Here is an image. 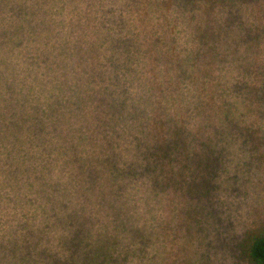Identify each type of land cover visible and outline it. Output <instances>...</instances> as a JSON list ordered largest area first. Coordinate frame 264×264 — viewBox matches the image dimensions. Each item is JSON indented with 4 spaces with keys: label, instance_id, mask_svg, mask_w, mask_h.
I'll return each instance as SVG.
<instances>
[{
    "label": "trees",
    "instance_id": "trees-1",
    "mask_svg": "<svg viewBox=\"0 0 264 264\" xmlns=\"http://www.w3.org/2000/svg\"><path fill=\"white\" fill-rule=\"evenodd\" d=\"M250 1L126 0L116 7L118 0H51L50 5L46 0H0V20L4 22L14 11L22 21H29L26 16L32 11L41 17L37 25L42 27L38 34L44 35L42 45L52 47L47 64L66 70L69 78L61 98L82 108V114L78 98H86V112L98 114L104 110L102 95L111 96L119 118L110 127L117 133L119 147L128 141L134 145V132L150 125L141 116H129V107L136 110L148 104L145 117L160 118L156 123L163 137L175 129L182 156L175 157L173 152L180 143L169 141L164 160L151 165L160 179H264V77L257 69L264 57V41L260 50L254 43L259 37L249 27L247 32L240 30L236 50L229 42L239 32L237 24L245 23V8L260 4V0ZM106 2L113 6L104 7ZM64 7L71 13L68 26L64 18L58 19ZM178 19L187 26L186 43L191 45L179 52L168 27ZM241 49L246 58L240 56ZM247 54L252 55L250 59ZM5 65L0 62L4 83L12 74ZM217 70L221 73L216 74ZM77 85L83 91L73 97ZM163 113L171 118L162 120ZM228 146L241 160L224 157L222 149ZM8 150L0 137V157ZM191 154L201 157L190 161ZM144 186L143 181L132 189L141 193ZM137 196L126 215L98 209L84 215L70 212L60 227L46 219L39 229L44 219L39 211L19 212L9 204L10 212H0V264H43L44 248L49 249L53 264H161L158 253L152 257L154 263L147 259L151 235L147 234V212ZM36 226L39 236L34 238ZM40 246L44 248L37 250ZM248 257L252 264H264V232L252 238Z\"/></svg>",
    "mask_w": 264,
    "mask_h": 264
},
{
    "label": "rangeland",
    "instance_id": "rangeland-1",
    "mask_svg": "<svg viewBox=\"0 0 264 264\" xmlns=\"http://www.w3.org/2000/svg\"><path fill=\"white\" fill-rule=\"evenodd\" d=\"M46 2L50 5L51 0ZM35 16L32 11L26 16L29 21H22L14 11L5 16L4 22L0 20V62L7 63L5 67L14 78L11 84V79L4 83L0 78V137L10 150L0 157V212H10L9 204L19 212L33 209L44 218L39 224L34 223L38 229L46 219H51L50 225L60 227L70 212L84 215L98 209L126 215L134 195H139L136 198H141L147 212V234L151 235L147 259L151 262L158 253L161 264H252L248 257L250 242L264 232V179H160L151 165L152 161L164 160L169 141L180 143L173 152L175 157L182 156V142L175 129L163 137L156 123L160 118L145 117L148 104L136 110L129 107V116H141L150 125L134 132L136 145L128 141L119 147L117 133L110 127L119 118L111 96L102 95L104 110L98 114L86 112V98H78L83 114L82 108L70 106L61 98L69 78L66 70L47 64L52 47L46 42V46L42 45L44 35L38 34L42 27L37 25L41 17ZM61 17L68 26L70 11L64 7L59 11L58 19ZM213 26L217 31L218 26ZM237 27L239 32L229 40L235 50L240 45V30H249L245 23ZM251 31L259 37L254 43L261 50L264 25L252 26ZM251 56L247 54L249 59ZM44 67L48 68L43 73ZM257 69L264 77V59ZM33 85L48 92L51 103L47 110L40 103H33ZM77 88L73 97L82 94L83 86ZM170 118L163 113L161 119ZM149 137L155 140L150 141ZM34 149L42 155L37 156ZM222 150L227 160H241L234 147ZM200 157L191 154L188 159L195 161ZM61 160V175L67 176V183L50 182L51 167ZM138 173L143 177L139 178ZM143 181L145 188L141 193L132 189ZM30 204L34 207L29 208ZM38 229L34 227V238L39 236ZM44 249L47 251L42 263L53 264L49 249Z\"/></svg>",
    "mask_w": 264,
    "mask_h": 264
},
{
    "label": "clouds",
    "instance_id": "clouds-1",
    "mask_svg": "<svg viewBox=\"0 0 264 264\" xmlns=\"http://www.w3.org/2000/svg\"><path fill=\"white\" fill-rule=\"evenodd\" d=\"M126 0H118V3L115 5L116 7H122L125 4ZM113 5L109 3H105L104 7H111ZM81 9H83V5L80 6ZM262 10H264V0H260L259 6H253V7H248L245 8L244 10V22L247 27H252V26H258V25H264V13H262ZM128 14L125 13V18H127ZM163 23V22H161ZM172 29V37L176 39L178 43V48L177 51L179 52L181 47H188L190 48L191 45L187 44L186 41L189 39V30L184 22L181 20H175L170 21L169 26ZM114 34V33H113ZM241 57H245L243 49H241L240 52ZM246 58V57H245ZM261 59H264L262 57ZM164 66L161 65V69ZM235 73H233L234 75ZM29 84H32V81H28ZM33 87L36 89L34 93L35 99L33 100V103H40L42 107H44L45 110H47L48 105L51 103V101L48 99V92L41 90V88L37 85H33ZM0 91H2V88H0ZM135 95V93H134ZM54 143H59L58 141ZM64 161L61 160L59 163H53L51 167V174L48 177L50 182H55V181H61L63 183H67V176H62L61 175V168L63 167Z\"/></svg>",
    "mask_w": 264,
    "mask_h": 264
}]
</instances>
